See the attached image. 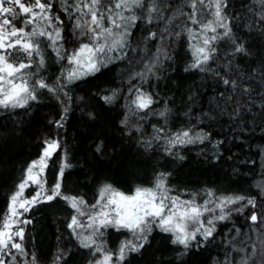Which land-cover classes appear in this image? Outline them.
Masks as SVG:
<instances>
[{
  "label": "trees",
  "instance_id": "trees-1",
  "mask_svg": "<svg viewBox=\"0 0 264 264\" xmlns=\"http://www.w3.org/2000/svg\"><path fill=\"white\" fill-rule=\"evenodd\" d=\"M48 2L52 13L64 22L63 49L70 52L83 41L81 30L74 27L78 13L71 12L70 18L64 0ZM192 2L144 0V8L126 10L128 16L138 18L130 28L127 57L71 83L65 80L58 85L65 60H58L47 42L41 45L45 66L37 71L33 64L29 70L35 75L30 82L44 79L57 92L38 88L37 100H30L26 108H0V223L27 167L41 156L45 141L56 139L61 147L48 160L46 187L57 182L66 161L71 167L65 169L62 194L82 196L88 204L96 200L102 185L111 184L129 194L136 187L154 186L161 173L170 194L184 200L202 204L245 197L242 211L235 209L216 222L207 241L197 237L185 249L172 243L171 233L153 226L144 247L127 253L122 264H243L244 260L264 264V0H226L223 14L231 36L217 31L221 38L210 45L216 51L203 66L205 71L191 67L195 57L189 45L195 40L189 30L197 37L202 34L201 23L213 16V0L197 3L196 9ZM153 3L159 10L149 13ZM190 16L200 23H193ZM152 32L156 37L148 38ZM241 42L246 51L237 53L236 43ZM116 55L123 52L112 53ZM16 60L26 62L23 54H17ZM137 72L145 75L137 77ZM224 79L235 83L226 85ZM137 90L153 98L150 109L139 110L132 103ZM113 94L110 104L102 99ZM161 111H166L165 117L158 115ZM161 128L163 133L158 131ZM182 130H190L193 138H207L203 143L175 146L167 142ZM98 145L102 146L99 152ZM208 190L213 191L212 197ZM253 198L255 207L247 204ZM254 213L256 222L250 219ZM73 214L62 196L25 212L24 220L31 221L21 224L26 257L31 260L34 252L37 264H92L99 254L94 257L91 249L81 247L68 228ZM103 233L102 245L114 253L131 237L127 230L111 227Z\"/></svg>",
  "mask_w": 264,
  "mask_h": 264
},
{
  "label": "snow or ice",
  "instance_id": "snow-or-ice-1",
  "mask_svg": "<svg viewBox=\"0 0 264 264\" xmlns=\"http://www.w3.org/2000/svg\"><path fill=\"white\" fill-rule=\"evenodd\" d=\"M197 3L203 4L204 0H193V9H196ZM64 4L66 5L64 11L70 13V18H72L71 12L79 14L74 17V27L80 29L79 35L84 37V41L79 43V47L70 53L63 49L61 31L64 22L60 20L59 15H53V6L48 0H34L27 4L22 0H0V108H26L30 100H37L38 88L47 89L48 92L56 94L57 88L49 86L44 79L31 83V77L35 73L25 71L31 69L34 63L37 71L45 66L44 52L41 48L45 42H47V47L56 53L58 60H67L71 66L70 70L66 73L62 72L61 77L57 78L58 81L63 78L68 83L84 76L95 75L115 60H123L127 57V52L124 50L130 46L129 37L132 34L130 28L135 25L138 18L135 15L125 16L124 10H131L133 6L144 8V0H76L71 11L67 7L68 0H64ZM226 6V0H214L213 16L215 19L201 23V28L205 33L202 45H189L192 55L195 57L191 64L192 68L205 71L203 66L210 59H214L213 53L216 49L210 45L212 41L221 37L218 35L208 37L206 35L208 31L216 33L217 28H221L224 29L223 36H231L232 29L225 22L226 18L222 14ZM158 10L155 3L148 8L149 13ZM85 16L88 19L82 20ZM189 18L193 23H200L194 17L190 16ZM106 22L108 26H105ZM150 22L151 17H149ZM17 23H20V27H17ZM28 25L32 27L26 29ZM156 35L154 32L149 33L148 38H155ZM189 35L193 40L198 39L191 30H189ZM233 42L235 43V41ZM131 50L136 51L135 48ZM157 51L159 52L160 49ZM234 51L245 52L244 44L236 43ZM114 52H123V55L113 57L111 54ZM17 54H23L26 62H17ZM146 67L148 71H151V66L146 65ZM144 75L143 72L135 73L137 77ZM223 83L227 85L235 82L224 79ZM114 95L103 96L102 99L105 103L110 104L114 100ZM132 103L139 110H148L154 100L150 95L137 90L136 98ZM64 111L66 113L67 109ZM158 115L165 117L166 111H161ZM89 116L92 118L91 113ZM64 119L65 117L62 116L61 120ZM122 123L126 124L127 120ZM56 124L57 127H63L60 121H57ZM158 131L163 133L164 129L161 128ZM206 138L204 135H197L193 138L190 135V130H182L173 133L167 142L175 146L196 141L203 143ZM45 144L46 147L39 159L32 161L25 170V178L18 184L17 191L10 197L8 212L3 222L0 223V264H7L3 258L4 254L11 256L12 260L16 259L12 255L11 249L28 255L23 244L14 240L16 237L23 241L24 229L14 230V226L29 224L31 221L20 220L19 217L29 211L33 205L52 201L57 197L62 196L75 210L76 214L71 217L68 228L72 230L81 247L91 249L94 257L99 254V258L94 260V264H122L127 253L139 252L144 247L153 226L163 232L171 233L174 237L173 244H179L185 249H189L193 242L197 241V236H200L203 241H207L213 236L216 230L215 221L227 219L231 212V210L229 213L224 212V208L228 204H235L237 201L245 199L242 196H237L234 199L224 197L215 204L214 208L208 207L213 203L212 200H205L203 204H197L195 199L182 200L180 196L169 194L171 190L166 186V176L161 173L154 186L136 187L131 195L115 189L111 184L102 185L98 189L96 202L89 205L82 196L62 194L64 172L65 169L71 167L66 161L62 162L57 182L49 194L45 190L46 181L42 174L47 168L48 160L53 153L60 149L61 144L56 139L45 141ZM101 147L98 145L96 151L99 152ZM30 185H37L40 190L31 199H26L23 192ZM207 195L212 197L214 193L212 190H208ZM247 204L255 207V199H248ZM216 208L221 210V214L211 219L206 218L205 214L214 212ZM250 219L256 222L258 217L254 213ZM109 227L117 231L127 230L132 234L133 239L122 241L115 253L107 250L102 244H97L96 238L103 236L104 233L101 230ZM199 246L200 243H197L196 247ZM114 256L115 260H113ZM61 258L58 256L57 261ZM31 261L32 264H37L34 252L31 254ZM229 264H231L230 261ZM243 264H247V260H244Z\"/></svg>",
  "mask_w": 264,
  "mask_h": 264
},
{
  "label": "rangeland",
  "instance_id": "rangeland-1",
  "mask_svg": "<svg viewBox=\"0 0 264 264\" xmlns=\"http://www.w3.org/2000/svg\"><path fill=\"white\" fill-rule=\"evenodd\" d=\"M70 3H69V6L70 7H72V5H74L75 4V2H76V0H68ZM213 8H214V0H213ZM86 11V10H85ZM126 10H124V15L125 16H128V14L125 12ZM214 11H215V8L213 9V13H214ZM223 14V13H222ZM54 16H55V14H53ZM77 15H79V14H77ZM224 15V14H223ZM226 18V17H225ZM86 19H88V17L87 16H85V17H83L82 18V20H86ZM215 19V17L214 16H212V18L210 19V20H214ZM55 22V21H54ZM225 22L226 23H228V21H227V18H226V20H225ZM105 26H108L107 25V22H106V24H105ZM215 26V25H214ZM218 30H220V31H224V29H221V28H217V31ZM217 33V32H216ZM216 33H212L211 31H208L207 33H206V35L208 36V37H211L212 35H216ZM204 35H205V33L204 32H202V34L198 37V39L197 40H195V42L193 43V44H200V45H202V40H203V37H204ZM81 37V36H80ZM83 39V41H84V37H82ZM86 42V41H85ZM79 47V45L76 47V48H78ZM72 51V50H71ZM70 51V52H71ZM69 52V53H70ZM112 55V54H111ZM70 68H71V66L68 64V62H67V60H65V63H64V65H63V67H62V70H61V72H60V75H59V77H61V73L63 72V73H66L68 70H70ZM25 71H27V72H30V70L29 69H26ZM62 81H65V79H63V78H61L57 83H58V85H61L60 83H62ZM136 98V97H135ZM134 98V99H135ZM135 105V104H134ZM46 147V145L44 146V148ZM43 152V151H42ZM54 154V153H53ZM42 155V154H41ZM39 158H37L36 160H38ZM35 161V160H34ZM25 175H26V172H25ZM43 175V178H44V173L42 174ZM25 178V177H24ZM45 180V179H44ZM56 184V183H55ZM54 184V185H55ZM53 185V186H54ZM52 186V187H53ZM44 187H45V190L46 191H48L49 192V194H50V190H51V188H47L46 187V184L44 185ZM40 189H39V187L37 186V185H30L29 187H26L25 188V190H24V192H23V196H24V198H26V199H31V197L32 196H34L35 194H36V192L37 191H39ZM16 191H17V189H16ZM15 191V192H16ZM133 193V192H132ZM132 193H129L128 195H131ZM14 194V193H13ZM12 194V195H13ZM125 194H127V193H125ZM170 194V193H169ZM11 195V196H12ZM170 195H172V194H170ZM172 196H175V195H172ZM97 199V198H96ZM234 199V198H233ZM182 200H184V199H182ZM96 202V200L92 203V204H94ZM220 202V199L219 200H216V201H213V203H211V204H209L208 205V207H210V208H214L215 207V204H217V203H219ZM241 202V203H240ZM9 203H10V199H9ZM9 203H8V207H7V212H8V209H9ZM197 204H199V203H197ZM203 204V203H202ZM241 204H243L242 203V201H237L235 204H228L225 208H224V212L225 213H229V210H231V211H233V210H235V209H238V210H241L242 211V208L245 206V204H243V205H241ZM89 205H91V204H89ZM74 210V209H73ZM7 212H6V214H7ZM25 213V212H24ZM24 213H23V215H24ZM76 213H75V210H74V214L73 215H75ZM221 214V210L219 209V208H216L215 209V211L214 212H212V213H206L205 214V216H206V218H208V219H211L212 217H214V216H218V215H220ZM230 214H231V212H230ZM229 214V215H230ZM23 215L22 216H20L19 217V219L20 220H24V218H23ZM219 220H217V221H215V227H216V222H218ZM71 222V221H70ZM19 228H21V224H16L15 226H14V230H16V229H19ZM104 229H102L101 231H103ZM85 234H87V233H85ZM197 237H200V236H197ZM130 239H133V237H132V234H131V237H130ZM14 240H16V242H20L21 243V241L19 240V238H16V237H14ZM96 240H97V244H102V239H101V236H98L97 238H96ZM119 248V247H118ZM240 249V248H239ZM240 250H243L244 251V248L242 247ZM11 253H12V255H14L15 257H16V259L15 260H12L11 259V256H9V255H7V254H4V259L6 260V262H7V264H32V261L31 260H29L27 257H26V255H23V254H21L20 252H18L17 250H15V249H11ZM99 258V257H98ZM116 259V257L114 256L113 257V260H115ZM92 264H94V262L92 263ZM226 264H229V261L226 263ZM232 264V263H231ZM237 264H242V262H240L239 261V263H237ZM248 264V263H247Z\"/></svg>",
  "mask_w": 264,
  "mask_h": 264
}]
</instances>
